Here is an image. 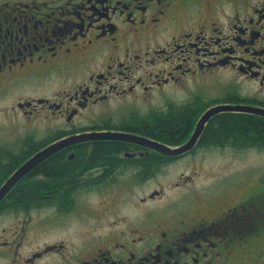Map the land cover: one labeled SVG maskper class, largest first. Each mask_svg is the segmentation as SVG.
Instances as JSON below:
<instances>
[{
    "label": "flooded vegetation",
    "instance_id": "1",
    "mask_svg": "<svg viewBox=\"0 0 264 264\" xmlns=\"http://www.w3.org/2000/svg\"><path fill=\"white\" fill-rule=\"evenodd\" d=\"M217 106L264 112V0H0V185L47 146L83 133L181 146ZM181 111L192 117L177 141L137 127ZM220 114L264 120L214 113L176 155L91 138L43 158L11 189L49 181L51 160L75 162L81 180L66 199L43 190L37 204L0 212L18 221L0 228V264H264V171L232 169L264 145L206 138ZM99 143L119 146L110 169L83 165ZM169 173L180 192L163 202L165 186L151 182ZM233 182L245 183L234 198Z\"/></svg>",
    "mask_w": 264,
    "mask_h": 264
},
{
    "label": "trees",
    "instance_id": "2",
    "mask_svg": "<svg viewBox=\"0 0 264 264\" xmlns=\"http://www.w3.org/2000/svg\"><path fill=\"white\" fill-rule=\"evenodd\" d=\"M191 117L192 111H181L152 119L145 117L137 127L140 132L150 137L169 142L177 141L188 129L190 130ZM204 136L209 140H222L232 136V140L243 139L251 145L261 146L264 145V120L243 114H220L206 127ZM118 147L114 143L96 144L83 165L92 168L99 164L105 170L110 169L115 164V160L109 157V152L116 151ZM74 166L73 161L60 165L56 160L47 162L44 166V175L49 181L24 180L16 185L1 200L0 212L17 211L37 204L40 201V192L43 190L50 191L49 194L60 193L64 199L68 198L70 195L68 185L77 184L82 175L81 170L72 174ZM1 179L3 178H0V181Z\"/></svg>",
    "mask_w": 264,
    "mask_h": 264
},
{
    "label": "water",
    "instance_id": "3",
    "mask_svg": "<svg viewBox=\"0 0 264 264\" xmlns=\"http://www.w3.org/2000/svg\"><path fill=\"white\" fill-rule=\"evenodd\" d=\"M232 112H241V111H247L256 115H260L264 117V112L258 109H251L246 107H237V106H217L214 107L208 111H206L197 121L189 139L187 142L182 144L181 146L171 148L164 146L159 143H155L152 140H149L144 137L134 136L130 134H124V133H111V132H90V133H83L79 135H74L69 138L61 139L59 141L54 142L53 144L47 146L44 148V150L36 153L34 156H32L29 160H27L25 163H23L19 168H17L11 175H9L5 181L0 185V201L5 197V195L8 193V191L11 190V188L28 172L29 169H31L33 166L38 164L43 158L48 156L49 154L57 151L58 149L71 145L76 142L89 140L91 138H107V139H117V140H126L130 142L138 143L142 146L153 148L158 152H161L163 154L168 155H176L183 152H186L188 149H190L196 142L202 126L205 122V120L212 114L221 112V111H227L231 110Z\"/></svg>",
    "mask_w": 264,
    "mask_h": 264
},
{
    "label": "rangeland",
    "instance_id": "4",
    "mask_svg": "<svg viewBox=\"0 0 264 264\" xmlns=\"http://www.w3.org/2000/svg\"><path fill=\"white\" fill-rule=\"evenodd\" d=\"M237 152H239V150H232V154L237 153ZM243 153L246 156L235 157L236 160L232 161V169L233 170L239 169V168H242V169L256 168V169L264 171V153L254 155L257 153V151H254V150H244ZM258 174H260V173H258ZM232 178L235 179L234 177H232ZM175 180H177L176 174L169 173L166 176L161 175V176H157L156 178H154L153 182L155 184H153V182H151V185L165 186L164 191L162 193V199H163L162 201L163 202H165L167 200H171V199H176L178 197V193L180 192V188L168 187V185L173 184ZM232 184H233L232 185V198H234L235 196L238 197L240 195L239 192H242L245 189V183L233 182ZM246 185H248V184L246 183ZM144 191L145 190L142 189L141 196H143L146 193ZM17 222L18 221H17V218L15 217V215L7 214L6 216H4L3 218L0 219V228H5V227L8 228L12 225H15ZM37 228H38L37 219L32 220V223L27 228L28 229L27 233L33 237L37 236V235H39Z\"/></svg>",
    "mask_w": 264,
    "mask_h": 264
}]
</instances>
